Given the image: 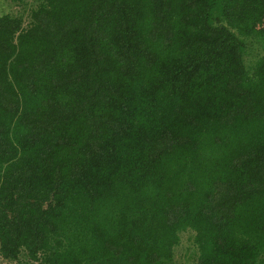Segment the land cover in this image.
<instances>
[{
  "label": "trees",
  "instance_id": "1",
  "mask_svg": "<svg viewBox=\"0 0 264 264\" xmlns=\"http://www.w3.org/2000/svg\"><path fill=\"white\" fill-rule=\"evenodd\" d=\"M0 257L264 264V0H10Z\"/></svg>",
  "mask_w": 264,
  "mask_h": 264
},
{
  "label": "rangeland",
  "instance_id": "2",
  "mask_svg": "<svg viewBox=\"0 0 264 264\" xmlns=\"http://www.w3.org/2000/svg\"><path fill=\"white\" fill-rule=\"evenodd\" d=\"M30 2L31 0H27ZM19 7L16 5L11 6L10 0H0V14L7 11H16ZM192 232L181 233L179 245L174 250V258L172 264H196L193 254L196 253L195 245L192 242ZM20 260L9 261L0 257V264H26L27 258L21 255ZM28 264H40V262L29 261Z\"/></svg>",
  "mask_w": 264,
  "mask_h": 264
}]
</instances>
